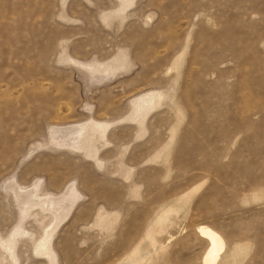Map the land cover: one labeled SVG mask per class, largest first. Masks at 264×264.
Here are the masks:
<instances>
[{"label":"rangeland","instance_id":"rangeland-1","mask_svg":"<svg viewBox=\"0 0 264 264\" xmlns=\"http://www.w3.org/2000/svg\"><path fill=\"white\" fill-rule=\"evenodd\" d=\"M200 226L264 264V0H0V264H203Z\"/></svg>","mask_w":264,"mask_h":264},{"label":"bare ground","instance_id":"bare-ground-1","mask_svg":"<svg viewBox=\"0 0 264 264\" xmlns=\"http://www.w3.org/2000/svg\"><path fill=\"white\" fill-rule=\"evenodd\" d=\"M144 105H150V102L143 101L138 105V109L144 107ZM53 205V204H52ZM28 206V205H27ZM55 207V206H53ZM55 209V208H53ZM200 235L207 241L208 247L207 251L203 257V264H220L221 259L224 254V249L226 247V243L224 238L221 236L219 232L208 227V226H200L198 228ZM44 244V243H43ZM40 246V245H39ZM240 250H235L233 254V263L239 256ZM7 260V259H5ZM4 262V261H3Z\"/></svg>","mask_w":264,"mask_h":264}]
</instances>
